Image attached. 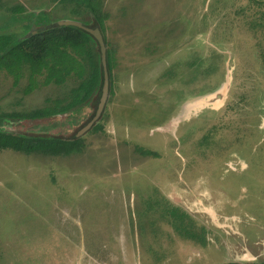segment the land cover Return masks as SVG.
Wrapping results in <instances>:
<instances>
[{"label": "rangeland", "instance_id": "obj_1", "mask_svg": "<svg viewBox=\"0 0 264 264\" xmlns=\"http://www.w3.org/2000/svg\"><path fill=\"white\" fill-rule=\"evenodd\" d=\"M104 8L116 67L103 130L83 131L89 105L30 119L70 105L75 75L58 85L0 71V127L86 140L70 156L0 149V264L263 262L264 0ZM63 19L98 27L76 1L0 0V35L13 40Z\"/></svg>", "mask_w": 264, "mask_h": 264}, {"label": "trees", "instance_id": "obj_2", "mask_svg": "<svg viewBox=\"0 0 264 264\" xmlns=\"http://www.w3.org/2000/svg\"><path fill=\"white\" fill-rule=\"evenodd\" d=\"M76 1L87 7L100 28L107 47V70L110 90H112L113 72L116 67L115 50L109 47L106 39V22L109 13L105 10V0H63ZM41 23V22H39ZM35 31L21 39L13 40L10 35H0V71L19 78L24 69L30 72L33 80L38 75L44 77V83L63 84L67 78L75 75L78 85L71 91V104L63 107L44 108L30 119L67 114L76 107L93 106L98 108L104 82V66L101 53L93 55L91 46L98 45L97 39L85 28L75 25H60L58 22L38 24ZM100 48V47H99ZM98 50V49H97ZM97 60V62L94 60ZM97 63V66L95 65ZM34 84V83H32ZM95 112L93 113L95 116ZM103 130L102 116L94 122L90 132ZM86 147L83 136L74 134L64 137L51 134H30L0 127V149H12L24 154L43 156H70L81 153ZM145 156L152 155L151 150H140ZM176 228L182 229L191 238L205 240L197 231L183 225L184 214L170 210ZM230 264V263H226ZM258 264H264L259 262Z\"/></svg>", "mask_w": 264, "mask_h": 264}, {"label": "water", "instance_id": "obj_3", "mask_svg": "<svg viewBox=\"0 0 264 264\" xmlns=\"http://www.w3.org/2000/svg\"><path fill=\"white\" fill-rule=\"evenodd\" d=\"M58 24L60 25H75V26H79L82 28H85L87 31H89L98 41L99 45H100V49H101V60L104 66V82H103V88H102V95L100 98V102L98 105V109L96 112V115L94 116V118L83 128V131L90 129L92 124L99 118V116L102 114L105 105L109 99V95H110V81H109V73L107 70V46L104 40V36L100 30V28H91L88 26H85L82 22L80 21H75V20H69V19H63V20H59Z\"/></svg>", "mask_w": 264, "mask_h": 264}, {"label": "bare ground", "instance_id": "obj_4", "mask_svg": "<svg viewBox=\"0 0 264 264\" xmlns=\"http://www.w3.org/2000/svg\"><path fill=\"white\" fill-rule=\"evenodd\" d=\"M206 99H207V98H206ZM193 102H194V101H193ZM224 103H225V102H224ZM213 104H214V103H213ZM222 104H223V103H222ZM201 106H202V105H201ZM204 106H205V105H204ZM204 106H203V107H204ZM220 106H221V105H220ZM213 107H214V106H213ZM221 107H222V106H221ZM191 108H192V107H191ZM197 108H198V107H197ZM187 110H188V108H187ZM195 112H196V110H195ZM162 129H163V128H162Z\"/></svg>", "mask_w": 264, "mask_h": 264}]
</instances>
